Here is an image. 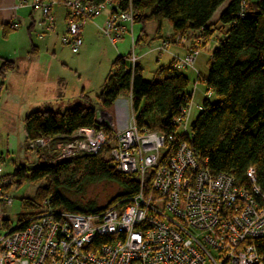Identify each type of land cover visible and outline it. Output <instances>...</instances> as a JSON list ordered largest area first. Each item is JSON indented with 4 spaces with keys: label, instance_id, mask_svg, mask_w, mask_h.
Here are the masks:
<instances>
[{
    "label": "built area",
    "instance_id": "built-area-1",
    "mask_svg": "<svg viewBox=\"0 0 264 264\" xmlns=\"http://www.w3.org/2000/svg\"><path fill=\"white\" fill-rule=\"evenodd\" d=\"M57 5L65 8L62 45L77 53L83 24L106 9L100 31L112 44L129 34L131 51L126 61L130 69L134 67L130 6L122 10L110 0H19L14 8L29 7L40 13L44 30L38 37L42 38L55 30L52 10ZM7 27L17 28L18 23L10 21ZM166 38L161 50L171 41H184L180 34ZM200 46L201 39L193 38L189 51L172 66L194 69ZM191 96L184 97L189 102L173 118L176 130L169 134L139 130L129 96L130 112L119 127L97 108L94 126L28 142V150L40 153L50 165L99 153L108 145L106 154L115 171L136 174L138 191L126 205L115 202L100 214L57 210L44 200L41 211L25 227L14 224L0 233V264H264L253 243L264 235V195L251 167L247 185L239 186L230 173L212 172L207 160L191 147ZM196 107L200 110L201 104ZM10 183V179L1 181L3 206L11 203L4 191Z\"/></svg>",
    "mask_w": 264,
    "mask_h": 264
},
{
    "label": "trees",
    "instance_id": "trees-1",
    "mask_svg": "<svg viewBox=\"0 0 264 264\" xmlns=\"http://www.w3.org/2000/svg\"><path fill=\"white\" fill-rule=\"evenodd\" d=\"M104 1L95 0V3ZM110 1L122 10L130 6L134 23L155 22L156 34L164 21L175 34L196 33L192 38L201 39L202 45L215 31L222 34L209 56L207 75L203 78L205 93L209 92V96L203 98L199 114L190 122V144L207 160V167L212 172L230 173L239 186L247 185V169L251 167L256 186L264 195V0H229L216 24H209V21L225 0ZM9 30L3 29L2 35ZM143 37L142 27L134 44ZM128 55H117L110 63L109 74L93 102L81 93L85 104L77 103L63 111L43 109L25 114L22 120L24 151H28L27 144L32 140L66 136L77 128L94 126L95 110L111 109L120 92L130 96L139 130H155L162 134L174 132L173 118L189 102L184 98L191 94L188 77L171 64L160 81H145L138 63L129 68ZM12 68L10 60H3L0 77ZM107 139H110L109 133ZM107 148L108 145L103 152L83 154L53 165L26 163L4 173L0 188L4 179H10L11 185L16 186L24 182H43L32 198L20 199L15 224H19V228L25 227L27 220L41 211L44 200H49V205L57 210L82 214H100L115 202L126 205L138 191L137 175L116 172L112 160L103 156ZM101 181L113 182L120 189L104 206L93 203L79 206L61 192ZM7 189L8 186L4 187V191ZM2 208L0 198V212ZM12 226L9 219L0 218V233ZM253 243L264 262V235L255 238Z\"/></svg>",
    "mask_w": 264,
    "mask_h": 264
},
{
    "label": "rangeland",
    "instance_id": "rangeland-1",
    "mask_svg": "<svg viewBox=\"0 0 264 264\" xmlns=\"http://www.w3.org/2000/svg\"><path fill=\"white\" fill-rule=\"evenodd\" d=\"M228 1L225 0L216 9L209 24H216L218 15ZM64 11L65 8L61 5L53 7L55 30L43 34L42 38L38 37V33L44 30V24L38 11L33 12L34 21L32 20L29 30L22 23L19 28L10 29L4 36L0 28V51L9 53L8 55L14 60L13 68L4 77H0V154H2L0 167L2 174L11 172L14 167L26 163H44L40 153L24 151L22 120L25 114L43 109L63 111L77 103L85 104L81 93L93 102L95 96L101 92L103 82L109 74L110 63L117 55H127L131 51L129 34L125 33L116 44H112L109 38L100 31L105 20L106 9H103L101 13L83 24L82 45L77 53H72L69 47L62 45L60 41L65 31ZM167 26L169 24L164 21L159 32L164 35V41L169 35L166 31ZM142 27L146 37L134 44L133 52L137 57V63L142 68V78L145 81H160L168 68L165 53H159L155 49L161 39L157 36L159 33L155 32L156 24L153 21L145 25L139 22L133 23L134 39L137 38ZM221 37L222 34L215 31L207 43L198 48L194 69L181 70L189 78L188 90L192 93L189 109L190 122L199 114L196 106L205 97V86L202 79L207 75L209 51L216 46L215 39ZM33 44L39 47L36 54L29 52ZM169 45L178 46L173 43ZM178 48L182 50V47ZM159 55L164 57L160 60ZM209 99L213 100V97L210 96ZM127 100V95L120 92L112 108L102 111L104 115H108L113 120L116 127L121 126L119 120H125L129 115ZM103 156L108 155L105 152ZM42 184L43 182H24L19 186L11 185V183L8 185L9 189L5 190V193L11 198V203L3 206L1 214L9 219L11 225L15 224L20 199L32 198L37 187ZM119 191L117 184L109 181L84 184L78 190H61L71 202L79 206L93 203L98 207L104 206Z\"/></svg>",
    "mask_w": 264,
    "mask_h": 264
},
{
    "label": "crops",
    "instance_id": "crops-1",
    "mask_svg": "<svg viewBox=\"0 0 264 264\" xmlns=\"http://www.w3.org/2000/svg\"><path fill=\"white\" fill-rule=\"evenodd\" d=\"M18 2H19V0H0V28H1L2 31H3V29L5 30V29L8 28L6 26L8 25V22H10V21L17 22L18 23V27L17 28H19L20 25L22 23H24V26L27 29H28V27L31 26L32 20L34 21V17H33V15H34L33 12L34 11H32L29 7H16V8H14V6L16 4H18ZM106 15H107V10L105 12V18H106ZM17 28H14V29H17ZM166 31H168L169 35H171V36L176 35V34H180V33H176L175 34L172 31L170 26H167ZM144 33H145V30H144ZM169 35H167V36H169ZM157 36L161 39V42H159L160 44L158 43V45L156 46L155 49L158 50L159 53H162V52L165 53V55H166L165 57L167 59V63H168V66H169V65H171L174 62L175 59L182 58L183 56H185V54L189 51V49L191 47L192 37L196 36V33L188 32V33H186L184 35L182 34V36L184 37V41L182 43H175V42L171 41V43L178 45V46H176L177 48L176 47H172V46L169 45L164 50H161V48H160L161 43L164 41V39H163L164 35L159 33ZM145 37H146V34H145ZM208 40H206L205 44L207 43ZM215 40L217 41L218 38H216ZM31 46H35V47L32 48V49L30 47L29 52L36 54V52L38 51V48H39L38 45H34L33 44ZM178 47H182L181 48L182 50H180ZM215 47L216 46H214L209 51V55L215 49ZM8 54L9 53H4V52L0 51V65L3 62V60H10L12 63H14L13 57H10V55H8ZM163 57H164L163 55H159L160 60ZM207 63H208V60H207ZM127 97H129V96L127 95ZM127 103H128V100H127ZM128 106H129V111H130L129 103H128ZM123 121L124 120H119V124L122 125Z\"/></svg>",
    "mask_w": 264,
    "mask_h": 264
}]
</instances>
